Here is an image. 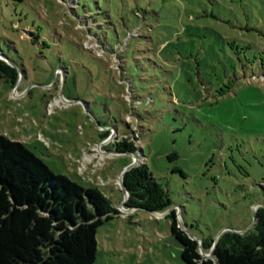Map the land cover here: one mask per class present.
Here are the masks:
<instances>
[{
  "label": "rangeland",
  "instance_id": "obj_1",
  "mask_svg": "<svg viewBox=\"0 0 264 264\" xmlns=\"http://www.w3.org/2000/svg\"><path fill=\"white\" fill-rule=\"evenodd\" d=\"M74 1L0 0V60L19 74L0 77V134L121 215L135 158L113 144L128 134L191 238L251 229L264 205V0ZM121 215L99 228L96 264H185L170 218Z\"/></svg>",
  "mask_w": 264,
  "mask_h": 264
},
{
  "label": "trees",
  "instance_id": "obj_2",
  "mask_svg": "<svg viewBox=\"0 0 264 264\" xmlns=\"http://www.w3.org/2000/svg\"><path fill=\"white\" fill-rule=\"evenodd\" d=\"M97 39L107 52L120 49L102 43V36ZM0 77L15 86L19 74L0 60ZM110 131L103 133V140ZM134 140L127 134L113 147L120 154L142 156ZM124 183L129 192L126 208L164 214L174 207L145 162L128 171ZM119 215L98 187L85 189L55 174L24 143L0 134V264H96L98 230ZM166 217L171 219L172 235L183 247L185 264H264V206L258 207L256 224L247 232L226 231L216 245L213 237L204 239L206 254L215 246L212 258L203 256L200 243L180 227L176 209Z\"/></svg>",
  "mask_w": 264,
  "mask_h": 264
},
{
  "label": "water",
  "instance_id": "obj_3",
  "mask_svg": "<svg viewBox=\"0 0 264 264\" xmlns=\"http://www.w3.org/2000/svg\"><path fill=\"white\" fill-rule=\"evenodd\" d=\"M118 154H120V153H118ZM131 156H133V158H135V162H133L132 164H130L129 166H127L126 170L124 171V173H123V175H122V177H121V182H120L121 187H122V190H123L124 195H125V200H124V203H123V205H122V209H124V210H128V211H129V210H134V209H129V208L126 209V207H125V204L127 203L128 199H129V192H128V190H127V188H126V185H125V183H124V175H125L128 171H130L131 169H133L135 166L139 165V164L137 163V161H138V160H137L138 157H137L136 155H131ZM260 206H261V205H259L258 207H260ZM263 206H264V205H263ZM258 207H257V209H258ZM175 209H176V207H173L172 209H170L168 212H166V213H164V214H158V213H152V214H155V215H158V216H167L172 210H175ZM257 209H256V212H255V218H254V222H253L252 227L256 224V213H257ZM179 216H180V215H179ZM179 225H180V227H181L184 231H187V228L181 224L180 220H179ZM226 231H227V230H226ZM226 231H223V232H222V233H221V234L215 239V245L218 243L220 236H221L224 232H226ZM243 233H245V232H243ZM243 233H242V234H243ZM199 241H200V251H201L202 255L205 256L206 258H212L213 255H214V249H215V246L212 248V250H211V252H210L209 254H206V253L204 252V248H203V240H199Z\"/></svg>",
  "mask_w": 264,
  "mask_h": 264
},
{
  "label": "crops",
  "instance_id": "obj_4",
  "mask_svg": "<svg viewBox=\"0 0 264 264\" xmlns=\"http://www.w3.org/2000/svg\"><path fill=\"white\" fill-rule=\"evenodd\" d=\"M122 210V209H121ZM124 213L121 215V217H125L127 214H130L131 212H133L134 210H122ZM123 219V218H122ZM97 239H98V236H97ZM98 247H99V241H98ZM141 245H136L135 247L134 246H131L130 249H128L129 251H138V250H141ZM98 260V259H97ZM97 263V262H96Z\"/></svg>",
  "mask_w": 264,
  "mask_h": 264
}]
</instances>
